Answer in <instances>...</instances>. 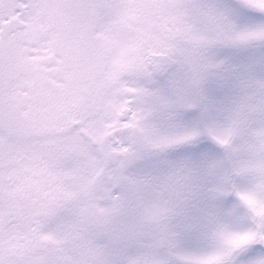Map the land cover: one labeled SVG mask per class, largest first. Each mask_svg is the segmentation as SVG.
Masks as SVG:
<instances>
[{
  "label": "snow or ice",
  "instance_id": "snow-or-ice-1",
  "mask_svg": "<svg viewBox=\"0 0 264 264\" xmlns=\"http://www.w3.org/2000/svg\"><path fill=\"white\" fill-rule=\"evenodd\" d=\"M0 264H264V0H0Z\"/></svg>",
  "mask_w": 264,
  "mask_h": 264
}]
</instances>
